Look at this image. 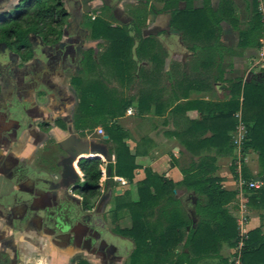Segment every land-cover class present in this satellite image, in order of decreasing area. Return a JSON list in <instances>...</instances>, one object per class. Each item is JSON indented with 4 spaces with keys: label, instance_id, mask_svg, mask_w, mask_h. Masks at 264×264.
Listing matches in <instances>:
<instances>
[{
    "label": "crops",
    "instance_id": "0c3cea01",
    "mask_svg": "<svg viewBox=\"0 0 264 264\" xmlns=\"http://www.w3.org/2000/svg\"><path fill=\"white\" fill-rule=\"evenodd\" d=\"M8 1L0 0V5ZM74 1H80V6L73 10L72 22L80 23L81 10L91 20L97 17L110 22L108 17L95 16L104 7V0ZM225 1L231 4V14L221 23L225 46L220 64L224 77L251 79L264 67L260 58L264 53V32L260 47L239 46V36L252 24L255 2L264 20V0H211L213 9L220 10ZM114 2L122 4L111 17L122 26H111L127 28L136 40L135 65L125 80L114 69L100 64L103 50L99 46L105 40L93 39L90 27L78 64H73L67 54L75 48L71 42H76L78 30L66 35L63 48L57 53L37 39L32 59L23 61L12 52L0 58L6 72L0 87V264H131L136 243L116 230L130 229L132 219L127 209L116 211V198L128 192L131 200L137 201L138 183L146 179V169L175 184L181 183L185 172L206 156L214 158L211 166L217 169L214 176L223 180V189L237 192L227 206L230 214L236 219L245 203L246 231L260 229L264 236V209L250 205V190L240 187L243 168L249 172L250 158L253 155L258 159L257 154H241L237 162V153L220 155V149L209 143L216 124L202 123L205 118L218 115L217 110L210 112L206 103L226 102L231 96L225 83L215 81L217 59L213 56L211 63L205 62L215 50L186 38L171 25L172 12L185 10V0H171L168 9L167 0H109L105 5ZM157 2L162 5L160 10L153 8ZM124 3L143 4L147 12L144 16L127 17ZM203 5V0H196L194 9L200 10ZM141 38L153 39L156 45L150 53L159 54L160 61L137 58L136 47ZM66 44L69 45L65 49ZM88 58L91 68L87 66ZM91 80L102 83L117 102H132L123 117L113 119L102 110L98 117L78 112L82 83ZM142 94L145 109L140 112ZM113 123L126 131L125 143L132 155L137 154L139 168L133 181L108 177V165H114L116 157L114 150L108 157L114 144L104 143L109 140L105 127ZM72 153L77 154L72 166L78 176L73 183L74 179L63 178ZM80 158H98L102 162L100 193L87 212L83 209V186L78 184L85 181L79 168ZM253 175L259 176V170ZM174 194L181 218L196 226L198 195L184 186L177 187ZM163 207L164 204L149 209L146 222L151 229L162 231L167 226ZM118 236L120 243L110 239ZM236 250L237 247L223 245L217 256L190 259L196 260L193 264H222L224 259L231 264ZM187 252L179 246L173 260Z\"/></svg>",
    "mask_w": 264,
    "mask_h": 264
},
{
    "label": "trees",
    "instance_id": "16d2710c",
    "mask_svg": "<svg viewBox=\"0 0 264 264\" xmlns=\"http://www.w3.org/2000/svg\"><path fill=\"white\" fill-rule=\"evenodd\" d=\"M11 1L13 0L0 5V58L5 48L12 53L20 54L23 61H28L33 57L32 37H40L47 44L58 43L62 39L69 16L67 8L74 4L73 0H19L12 9L6 10L5 7ZM167 1L168 5L165 9L171 6V3L169 4L171 0ZM195 1L185 0L187 4L185 10L172 12L171 25L182 31L186 38L195 43L211 46V49L215 50V54H211L210 60L205 62L211 63L214 60L213 56L217 59L215 81L225 83L231 96L226 102L206 103L211 108L210 112L217 110L218 113L213 117L205 118L202 122L214 121L216 124L209 143L220 149V155L233 156L234 147L231 138L239 123L236 115L241 113V120L247 128V140L242 154L255 151L258 154L260 167L259 176L252 177L245 169L244 178L248 181L261 179L260 177L264 176V70L260 74L252 75L251 79H225L220 64L224 58L223 46H225L221 23L230 16L231 4L225 1L222 8L216 11L212 7L211 0H203V8L197 10L194 9ZM254 7L251 26L240 31L239 46L241 47H260L264 20L258 12L256 2ZM91 29L93 39H104L108 43L100 56V64L103 63L108 68L114 69L120 79L125 80L135 65L133 62L135 38L130 35L127 28H114L102 18H97ZM155 45L153 39L141 38L136 47L137 57L141 60L149 58L155 62L160 61L159 54L150 53ZM87 66L88 68L92 66L90 58L87 59ZM80 91L78 112H87L88 115L93 114L98 117V112L102 110L113 119H118L123 117L132 105L128 100L117 102L115 98L113 99L112 93L97 80H91L87 84L82 83ZM144 100L142 94L138 105L140 112L145 109ZM105 129L109 140H104V143L114 144L108 157L111 158L113 150L116 157L115 164L108 165V177L117 176L133 181L135 171L139 167L136 164L137 154L132 155L125 143L128 134L114 123L106 126ZM212 161L214 162V158L210 156L201 158L199 163L185 172L184 180L178 184L146 169V179L138 183L137 201H132L128 192L116 198V211L127 209L132 219L130 229L116 230L121 236L131 238L136 243L131 264H193L196 260H191V257L199 260L203 257L217 256L223 245L229 248L237 247L240 240L237 221L227 208L236 198L237 192L223 189V180L214 176L217 169L211 166ZM101 165L102 162L98 158L79 162V168L85 179L82 188L85 210L92 209V201L100 193ZM179 186L186 187L199 197L195 206L196 215L199 217L196 226L187 218H181L179 201L174 194ZM249 192L250 205L264 209V187ZM162 204L165 206L163 217L167 220V226L162 231H157L148 227L146 217L149 209ZM187 227H190L189 231ZM179 246L188 252L178 255V258L173 260ZM242 263L264 264V236L260 229L247 234V239L244 240ZM222 264H229L228 260L224 259Z\"/></svg>",
    "mask_w": 264,
    "mask_h": 264
},
{
    "label": "flooded vegetation",
    "instance_id": "af4514ba",
    "mask_svg": "<svg viewBox=\"0 0 264 264\" xmlns=\"http://www.w3.org/2000/svg\"><path fill=\"white\" fill-rule=\"evenodd\" d=\"M19 1V0H18ZM93 0H89V3H91ZM104 5L105 4H108L109 3V0H104ZM74 6H69L67 9H68V12H69V16L67 17V23L65 25V28H64V34H63V37L62 39L58 42V43H44L43 40L40 38V37H32V50H33V47L34 45L36 44V40L39 39L41 40L44 44L46 45H50V47H52V49H56L55 50V53L59 52L61 48H63V45H64V39L66 37V35H68L70 32H72V30H78V37H77V40L76 42L72 41L71 42V45L72 47L75 45V48L73 47L72 49L68 50L67 54L70 56V60L72 61L73 64H78V62L80 61L81 59V53L82 51L84 50V47H85V37L90 33V30H89V27L91 28L93 22L97 19V17H95L92 20L89 19L88 15L83 13V10L80 11V20H79V24H78V20H74V22H72V15L74 14L73 13V10L75 9V7L78 5L80 6V1H74ZM84 5V3L82 4ZM81 5V7H82ZM117 28V27H116ZM70 43V41H69ZM69 44H66L65 45V49L68 47ZM6 52L3 51L2 54L4 53H11V51H8V50H5ZM34 54V53H33ZM20 56V54H17ZM15 60V59H14ZM70 64V63H69ZM71 65V64H70ZM5 70H4V67L1 66V77H0V87H1V84L5 82L6 80V74H5ZM2 107V106H1ZM84 209V207H83ZM84 211L87 212V210L84 209ZM100 248H102V246L100 245Z\"/></svg>",
    "mask_w": 264,
    "mask_h": 264
},
{
    "label": "rangeland",
    "instance_id": "374dc122",
    "mask_svg": "<svg viewBox=\"0 0 264 264\" xmlns=\"http://www.w3.org/2000/svg\"><path fill=\"white\" fill-rule=\"evenodd\" d=\"M113 1H115V0H113ZM19 1L18 0H13V1H11L10 3H8L7 4V6L5 7V9L6 10H10V9H12V7H14L15 6V4H17ZM117 2H118V0H117ZM120 2H122V0H120ZM122 4V3H121ZM121 4H116V2H114V4H109V5H105L102 9H101V11H97V13L98 14H94L95 16H97V15H101V16H103L104 18L105 17H108L109 19V21L110 22H108L110 25H117V26H122V23H120V22H117V21H115L111 16L113 15V13H114V11L115 10H118L119 8V6L121 5ZM161 4L160 3H158L157 2V4L156 5H154L153 6V8H156V9H161ZM146 12H147V8L143 5V4H139V5H135V4H129V3H124L123 4V13L125 14V16H127V17H130V18H133V17H135V16H138V15H142V16H144V14H146ZM90 18H92V17H90ZM89 18V19H90ZM91 20V19H90ZM93 21V20H92ZM124 25V24H123ZM139 26H141V25H139ZM117 28H123V27H117ZM105 43H100V46H99V48H101L102 50H103V52L105 51V49H106V47H107V41L105 40L104 41ZM261 47H264V44L261 46ZM4 50V52H6L5 51V48L3 49ZM102 52V53H103ZM101 53V54H102ZM101 54H100V56H101ZM2 55H4V54H2ZM99 56V57H100ZM159 57H160V55H158ZM138 58V57H137ZM261 59H263L264 60V53H263V55L260 57ZM139 59V58H138ZM139 60H141V59H139ZM147 60V59H146ZM264 62V61H263ZM259 67H262V63H261V65L259 66ZM264 70V67L260 70V72L259 73H257V74H260L262 71ZM244 149V146H243V148H242V150ZM251 152H253V153H256L255 151H251ZM234 153H237V151H236V149L234 148ZM257 154V153H256ZM243 155V154H242ZM234 156V155H233ZM257 156H258V154H257ZM238 158H239V156L238 157H236L235 158V161L234 162H237L238 161ZM250 167H249V174L251 173L252 175H253V173H254V171L256 172V170L258 169V170H260V167H259V161H258V159H256L253 155L251 156V158H250ZM244 170H245V167L243 168ZM244 170H243V172H242V179L243 180H246V179H244L243 177H244ZM248 170V169H247ZM254 176V175H253ZM261 178V180L264 182V176H261L260 177ZM248 181V180H247ZM79 184V186L80 187H82L83 186V183H78ZM129 219H126V223H128L129 221H128ZM121 226H124V224H122ZM113 242H118V243H120V242H122V239H121V237H116V238H114V237H111L110 238Z\"/></svg>",
    "mask_w": 264,
    "mask_h": 264
},
{
    "label": "built area",
    "instance_id": "2783aa9c",
    "mask_svg": "<svg viewBox=\"0 0 264 264\" xmlns=\"http://www.w3.org/2000/svg\"><path fill=\"white\" fill-rule=\"evenodd\" d=\"M258 1L262 2V0H258ZM128 113L131 114L132 111L130 110ZM236 117L239 118V123H238L236 131L232 134L231 142H232L233 147L236 149L237 154L239 156V160H240L241 154H242V148L244 146V143L247 140V128H246V125L241 120V113H238ZM240 187L247 188L248 190H260L264 187V182L261 179H255V180H250V181L241 179ZM245 209H246V204L244 203L242 205L240 215L236 218L240 240L237 245V250L234 253V256L231 260V264H243L242 263V252L244 249V240L247 239V234H248V232L245 229L246 221H247Z\"/></svg>",
    "mask_w": 264,
    "mask_h": 264
},
{
    "label": "water",
    "instance_id": "95a60500",
    "mask_svg": "<svg viewBox=\"0 0 264 264\" xmlns=\"http://www.w3.org/2000/svg\"><path fill=\"white\" fill-rule=\"evenodd\" d=\"M83 147H86V148H88V146H86L85 144L83 145ZM77 157V154H74V153H72L71 155H70V158L67 160V165H65V167H64V174H63V178L64 179H74V180H70L72 183L75 181V180H77L78 179V176L76 175V173H75V170H74V168H73V166H72V164H73V161L75 160V158ZM85 158H80V160H79V162L80 161H82V160H84Z\"/></svg>",
    "mask_w": 264,
    "mask_h": 264
}]
</instances>
